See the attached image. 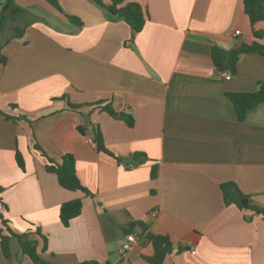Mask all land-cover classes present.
I'll return each mask as SVG.
<instances>
[{
    "label": "crops",
    "instance_id": "1",
    "mask_svg": "<svg viewBox=\"0 0 264 264\" xmlns=\"http://www.w3.org/2000/svg\"><path fill=\"white\" fill-rule=\"evenodd\" d=\"M57 1L61 12L13 0L22 11L0 33V211L9 228L30 232L54 264H118L130 232L128 264H152L148 235L168 244L161 264H264V218L245 208H264V101L239 120L227 96L257 90L264 56L242 54L228 80L211 58L214 46L264 45L243 0H124L147 11L136 33L93 0ZM254 29L263 32L264 20ZM65 153L88 193L47 171ZM224 182L249 197L243 209L223 202ZM74 199L80 214L64 226L59 207ZM9 247L5 257L0 245V264H33L16 239Z\"/></svg>",
    "mask_w": 264,
    "mask_h": 264
},
{
    "label": "trees",
    "instance_id": "2",
    "mask_svg": "<svg viewBox=\"0 0 264 264\" xmlns=\"http://www.w3.org/2000/svg\"><path fill=\"white\" fill-rule=\"evenodd\" d=\"M49 3L53 8L58 11H62L57 0H45ZM100 6L106 7L113 15L117 18L122 19L126 22L127 25L133 30V32H139L143 25L145 24L147 18V11L136 2H123L124 0H111L108 5H105L101 0H93ZM244 12L248 17L249 23L253 28V35L255 38L264 37L258 30L254 29V25L260 21L264 20V0H243ZM22 9L17 7L13 0H5L3 4L2 10L0 11V33L5 29L7 21L9 19H14L17 15L21 13ZM69 21L80 25V20L73 16H66ZM23 32V29L15 28V35L20 36ZM258 53L264 56V45L259 43L258 41H253L250 44L242 43L237 47L231 48L229 50L222 49L220 47L214 46L211 50V58L214 66L218 69V71L228 70L231 73L236 72L237 62L239 57L245 53ZM227 96L231 103L233 104L235 111L237 113L238 119L241 120L244 118L246 112L258 105L259 103L264 101V80L259 83V86L254 92H229ZM98 105L108 112L111 115H117V113L111 108L110 105L105 104ZM127 125L131 126L133 124L132 117L130 115L120 114ZM81 132H84L81 128H79ZM93 141L98 150L104 151L108 153L103 142L102 137L99 131H94ZM133 158L137 161H141L144 156L141 153H134ZM15 159L17 165L22 170L24 169V162L20 152L15 153ZM47 171L54 173L57 176V180L59 184L68 190H81L85 193H88L87 189L81 184L79 179L77 178L74 166V158L70 153H65L61 156V160L59 163H49L46 166ZM155 167L151 169V176H155ZM220 189L223 196V202L228 204H234L238 208L243 209L245 206L244 200H248V196L243 194L237 186L232 182H224L220 184ZM1 191V188H0ZM82 207V202L80 199H74L71 201L64 202L59 207V218L61 223L64 226H67L70 220L80 214ZM0 208L5 209L6 205L2 202L0 198ZM250 208L261 214L264 218V208L257 207L255 205H251L250 203L245 207ZM8 220L3 217L2 212L0 211V245L5 257L10 256V247L9 241L11 239H16L22 252L27 255L33 264H54L52 262L44 260L37 252L36 249V241L30 239L28 235L30 232L25 233H15L8 226ZM3 231L5 233H3ZM40 236L45 246V238L40 234L38 229H35L33 232ZM151 239L154 249L155 255L151 259L152 264H161V261L164 257V254L169 250L168 244L166 246H162L164 238L158 236H147ZM81 264H93L92 262H83Z\"/></svg>",
    "mask_w": 264,
    "mask_h": 264
},
{
    "label": "built area",
    "instance_id": "3",
    "mask_svg": "<svg viewBox=\"0 0 264 264\" xmlns=\"http://www.w3.org/2000/svg\"><path fill=\"white\" fill-rule=\"evenodd\" d=\"M239 34V31L235 32V35ZM231 72L228 70L225 71H219V77L223 80H228L231 77ZM90 142H93L89 139ZM94 144V142H93ZM153 214H156V212H153ZM137 242V237L134 233H126L124 236V241L121 244L119 248V254H120V261L118 264H128V257L127 252L132 248L133 244Z\"/></svg>",
    "mask_w": 264,
    "mask_h": 264
},
{
    "label": "water",
    "instance_id": "4",
    "mask_svg": "<svg viewBox=\"0 0 264 264\" xmlns=\"http://www.w3.org/2000/svg\"><path fill=\"white\" fill-rule=\"evenodd\" d=\"M262 34H263V32H262ZM246 201H247V200H244V204H246Z\"/></svg>",
    "mask_w": 264,
    "mask_h": 264
},
{
    "label": "rangeland",
    "instance_id": "5",
    "mask_svg": "<svg viewBox=\"0 0 264 264\" xmlns=\"http://www.w3.org/2000/svg\"><path fill=\"white\" fill-rule=\"evenodd\" d=\"M262 34V32H260Z\"/></svg>",
    "mask_w": 264,
    "mask_h": 264
}]
</instances>
